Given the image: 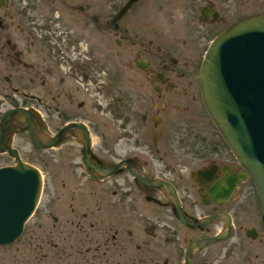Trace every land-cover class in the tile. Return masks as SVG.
Returning a JSON list of instances; mask_svg holds the SVG:
<instances>
[{"label": "flooded vegetation", "instance_id": "af4514ba", "mask_svg": "<svg viewBox=\"0 0 264 264\" xmlns=\"http://www.w3.org/2000/svg\"><path fill=\"white\" fill-rule=\"evenodd\" d=\"M129 1L0 0L6 111L53 110V132L39 119L46 135L62 131L53 162L78 156L74 172L93 182L79 203L76 177L65 209H54L49 264H264L255 185L209 118L198 80L214 37L264 13V0H164L162 13L128 25L138 0L115 17ZM23 127H13V148ZM25 225L0 244V264H47L32 241L11 247Z\"/></svg>", "mask_w": 264, "mask_h": 264}, {"label": "water", "instance_id": "95a60500", "mask_svg": "<svg viewBox=\"0 0 264 264\" xmlns=\"http://www.w3.org/2000/svg\"><path fill=\"white\" fill-rule=\"evenodd\" d=\"M134 1L127 2L115 18ZM198 80L209 118L255 185L264 230V13L238 20L212 40ZM39 119L38 113L20 107L0 118V153L15 159L14 164L0 166V244L12 243L21 235L43 187L40 170L24 162L9 144L13 127L24 124L21 130L44 150L62 137V131L54 137L43 133ZM113 171V167L104 170L106 175Z\"/></svg>", "mask_w": 264, "mask_h": 264}, {"label": "rangeland", "instance_id": "374dc122", "mask_svg": "<svg viewBox=\"0 0 264 264\" xmlns=\"http://www.w3.org/2000/svg\"><path fill=\"white\" fill-rule=\"evenodd\" d=\"M126 0H122V4ZM177 2V1H175ZM167 5L164 0H138L137 3L133 5L134 9H137L138 14L140 16H133V11H130L127 16H125L122 20L123 23H127L131 25L127 20L132 19L135 22V18L139 21L136 23H146L149 18H152L156 13H162L161 8L165 9ZM159 9V12H158ZM157 10V11H156ZM135 27H131L132 31L135 30ZM214 34L211 33L208 38L205 40L203 47L207 43L208 39ZM7 98L0 95V116L4 114L7 107L9 106ZM43 123L47 126V130L53 132V110L42 109L40 112ZM12 143L15 147H18L21 155L23 156V160H29L33 165H35L38 169H40L41 174L43 175V187L39 197V201L37 207L25 225L24 235L11 247L16 248H26L29 249L30 242L36 243V247L40 245L44 248V252L47 254V259L43 261V263H50L49 260V249H50V228L52 226V216L53 211L56 207L63 208L65 204H67L71 199V192H69V187L71 183L82 182V187L80 191L75 192V200L79 203H85L88 200V193L86 192L90 185H93V182L85 179V177L80 174L76 175L75 168L73 162L77 166L78 156L73 158V162L71 161V157L68 158V155L60 154V158L58 163L55 164L53 162V149L46 151H34L32 144L25 132H17L15 136H13ZM32 150V151H31ZM34 151V152H33ZM33 152V153H31ZM38 152V153H37ZM33 154V155H32ZM66 157V158H65ZM10 160L5 156L0 155V166L5 164H9ZM74 168V169H73ZM89 185V186H87ZM78 189H75V191ZM57 196V198H56ZM61 200L62 204L58 202ZM62 215H66L63 213ZM48 250V251H47Z\"/></svg>", "mask_w": 264, "mask_h": 264}, {"label": "bare ground", "instance_id": "6f19581e", "mask_svg": "<svg viewBox=\"0 0 264 264\" xmlns=\"http://www.w3.org/2000/svg\"><path fill=\"white\" fill-rule=\"evenodd\" d=\"M130 10V9H129ZM65 129V128H64ZM45 132V131H44ZM85 135V134H84ZM83 141H84V139H83ZM92 142V141H91ZM15 148V147H14ZM42 152V151H41ZM48 152H49V150H48ZM20 155V154H19ZM13 159V158H12ZM14 160V159H13ZM25 162V161H24ZM35 167V166H34ZM42 175V174H41ZM114 175V174H113ZM43 176V175H42ZM35 214V213H34ZM205 221V220H204ZM187 260H188V258H187Z\"/></svg>", "mask_w": 264, "mask_h": 264}]
</instances>
